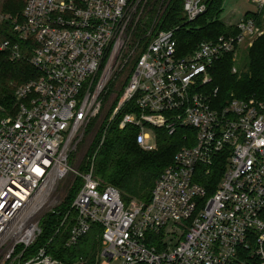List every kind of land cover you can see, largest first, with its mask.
I'll return each instance as SVG.
<instances>
[{
    "label": "built area",
    "instance_id": "built-area-1",
    "mask_svg": "<svg viewBox=\"0 0 264 264\" xmlns=\"http://www.w3.org/2000/svg\"><path fill=\"white\" fill-rule=\"evenodd\" d=\"M4 1L0 24L17 42H3L0 52L19 61L26 58L20 43L29 44L35 77L17 89L15 115L0 118V264H264V102L208 90L213 66L263 34L256 21L244 18L232 26L235 35L185 57L179 28L161 31L141 52L109 124L123 114L120 128H136L137 145L153 153L156 130L191 133L150 201L126 203L94 176L96 157L87 174L74 171L70 158L102 113L141 0H27L20 16L5 11ZM252 2L264 10V0ZM183 7L188 23L209 12L205 0H183ZM70 175L82 180L79 193L41 242ZM95 230L93 260L53 255Z\"/></svg>",
    "mask_w": 264,
    "mask_h": 264
},
{
    "label": "trees",
    "instance_id": "trees-1",
    "mask_svg": "<svg viewBox=\"0 0 264 264\" xmlns=\"http://www.w3.org/2000/svg\"><path fill=\"white\" fill-rule=\"evenodd\" d=\"M224 1L205 0L209 12L197 21L188 23L183 14V0H141L139 8L129 20L125 58L130 60L138 51H144L149 42L161 31L179 28L175 38L181 57L190 55L203 42L216 40L220 36L235 35L236 30L233 27H227L219 19L208 18L211 11L214 15L221 16ZM21 2L22 0H6L4 9L16 16L15 14L20 13L17 10ZM245 19L255 20L257 26L264 29V10L261 13L248 12ZM5 41L17 42L10 26L0 24V45ZM20 44L23 55H26L25 59L14 61L10 58L9 52H0V106L12 116L15 115L18 107L15 97L17 89L35 77V70L29 63L32 57V51L27 50L29 44ZM231 55L225 56L213 66L212 82L208 90L220 89V96L224 99L235 97L264 102V33L256 37L251 47L246 50L235 73L231 69L233 68ZM120 95L116 99L114 108L118 104ZM110 113L98 124L93 122L89 125L86 134L91 138L87 142L88 147L84 150L77 169L83 174L89 173L93 166V158L96 157L93 174L104 186H112L119 190L127 203L136 198L149 202L157 180L172 164L177 152L187 145L184 136L190 135L191 131L183 128L174 136H169L165 130H156L158 149L154 153L145 152L136 143L138 130L132 126L120 128L123 114L109 124L112 111ZM204 179L203 175L202 181ZM81 186L82 180L77 178L61 207L55 214H49L46 218L42 242L52 235V229L71 207ZM99 232L95 230L89 237L99 239ZM93 248L95 251L92 255L95 254L96 249L98 251L100 249L98 244H93ZM71 251L64 252L56 246L53 255L58 259L68 260V257H73ZM93 258L88 259L93 260Z\"/></svg>",
    "mask_w": 264,
    "mask_h": 264
},
{
    "label": "rangeland",
    "instance_id": "rangeland-1",
    "mask_svg": "<svg viewBox=\"0 0 264 264\" xmlns=\"http://www.w3.org/2000/svg\"><path fill=\"white\" fill-rule=\"evenodd\" d=\"M26 1L27 0H22L21 4H18L19 8L17 11L20 13L15 14L16 16L17 15L20 16V14L22 13V10L25 8ZM249 11H252V13H256L258 11V9H256V6L253 4L252 0H225L223 4L221 16L214 15L211 11L208 18H213L214 20L219 19L223 23L232 22L236 24L239 21L243 20L245 18L246 13H248ZM262 32L264 33V29L262 30ZM254 40L255 38H247L246 42L242 44L234 54L231 55V59L233 60V68L231 69L233 73H235L236 70L239 69L238 66L241 64V61L245 55L246 50L251 47ZM140 52L141 50L138 51V53L134 54V56L130 60L125 58V51L121 55L119 65L117 69L115 70L113 78L110 80L107 88L105 89L103 93V97H102L103 110L100 116L96 118L95 120L96 124H98L103 118L110 115L111 114L110 112L115 109L114 104L117 101L116 99L119 97L121 91L127 85L129 78H130V74L132 73V70L134 69L135 65H137L136 62L138 60ZM9 116H12V114L10 115V113L6 112V110L2 106H0V118L9 117ZM87 137H88V134H85L83 142L78 147H76L71 153L70 166L74 171L79 172V170L77 169V166L78 164H80L84 150L88 147V144H89L87 142L91 138V137H88V138ZM76 178H77L76 176L70 175L66 179V181L61 184L59 188V192L61 194L63 202L68 196V194L70 193L71 187L74 184V181L76 180ZM211 190H212L211 191V195H212L214 193V190L213 189ZM131 202L146 203L148 201L147 200L140 201L139 199L136 198V199H131L130 203ZM93 244H98L100 247V239L91 238V237H87L86 239H84V241L79 246L75 247L71 251L73 254V257L71 258L68 257L69 262H74V261L76 262V260L80 258L95 257L96 254L98 253V249H96L95 254L92 255V253L95 251V249L93 248ZM110 264H118V263L113 262Z\"/></svg>",
    "mask_w": 264,
    "mask_h": 264
},
{
    "label": "crops",
    "instance_id": "crops-1",
    "mask_svg": "<svg viewBox=\"0 0 264 264\" xmlns=\"http://www.w3.org/2000/svg\"><path fill=\"white\" fill-rule=\"evenodd\" d=\"M249 12H252V11H249ZM224 24H225L227 27H232V26L235 25V24L232 23V22H227V23L224 22Z\"/></svg>",
    "mask_w": 264,
    "mask_h": 264
}]
</instances>
